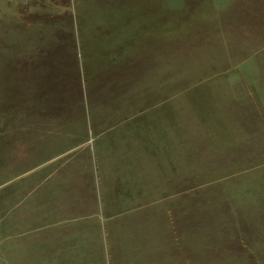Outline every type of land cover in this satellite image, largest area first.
I'll return each instance as SVG.
<instances>
[{
    "label": "rangeland",
    "instance_id": "rangeland-1",
    "mask_svg": "<svg viewBox=\"0 0 264 264\" xmlns=\"http://www.w3.org/2000/svg\"><path fill=\"white\" fill-rule=\"evenodd\" d=\"M156 116H170L167 162L187 200H172V220H136V144ZM37 153L69 173L60 192L76 186L79 226L91 206L107 219L127 206L156 244L131 264H262L264 0H0V202L36 185ZM102 232L95 251L115 264Z\"/></svg>",
    "mask_w": 264,
    "mask_h": 264
},
{
    "label": "crops",
    "instance_id": "crops-1",
    "mask_svg": "<svg viewBox=\"0 0 264 264\" xmlns=\"http://www.w3.org/2000/svg\"><path fill=\"white\" fill-rule=\"evenodd\" d=\"M161 121H164V127L161 124L159 128H155L156 123ZM166 121L169 125L170 116L153 118V121L150 122L153 132L149 134V139H146L148 128L145 127L146 134H142L136 144L141 150L137 162V167L140 165V171L138 170L137 178L133 182L136 193L133 197L134 203H136L134 211L139 212V217L136 220L140 219L143 213H148L150 217L153 214L156 219V209H161L159 214L163 215L162 218L168 216L172 220L170 214H173V211L177 209L172 200L179 198L187 200V197L183 198V193L186 192L182 187L183 182L187 180L182 178L175 180L178 175L176 165L172 167L167 162V159H172V154L171 144L167 143ZM141 130L143 131V129ZM158 137L164 138V142H158ZM169 139L171 140V128H169ZM21 141L23 144V139ZM156 151H161L166 155L163 163L160 161L162 168L156 165L157 159L154 156ZM57 157L53 156L42 162L40 154L37 153V164H35L37 174L31 182L36 185L32 186L31 190H22V185L18 196L8 195L5 196L4 202H0V208L3 207L5 212L4 220L0 219V264H103L102 257L94 247L96 239L103 238V230L106 236L109 234L112 239L111 243L108 240L105 241L106 257L114 256L115 264H131L135 260L127 262L126 259L134 258L136 255L146 256L152 248L156 247L147 234L143 235L141 230H137L134 225L136 220L131 223L129 218L125 219L124 209L127 206L124 204L120 206V213H116L113 207L109 208L111 211L109 219H107L106 210H103L97 218L96 210L94 213V207L91 206L88 208L87 216L78 222L83 223V226H79L76 221H73L74 213L71 212L75 211V207L72 210L70 206H67L70 203H76V186L74 185L72 199L70 194L65 198L61 197L60 180L68 178L69 173L62 175L58 164L56 167L52 166L51 170L50 164L55 165ZM20 158L22 163L25 162L24 146H22ZM165 165L171 168L170 175H173L163 179L161 174H165ZM148 166H151V170L148 171L149 176L145 178L142 175V170L143 168L147 169ZM10 193L16 192L13 190ZM117 198L116 196L115 199ZM158 200L168 201V205L158 208ZM99 218H102L103 227ZM129 227L130 229L126 231ZM125 236L128 238V242L121 243V240L124 242ZM168 241L172 244L171 239ZM123 244L125 245L123 246ZM262 244L261 246H264V241ZM127 247L129 248L125 252L129 251L133 257L126 256L123 259L120 256L117 257V251L119 255ZM177 256L171 259L173 263L182 264L181 261L183 264L187 263L183 254ZM143 258L146 259L141 257V260ZM260 263L263 264L264 260H260Z\"/></svg>",
    "mask_w": 264,
    "mask_h": 264
},
{
    "label": "built area",
    "instance_id": "built-area-1",
    "mask_svg": "<svg viewBox=\"0 0 264 264\" xmlns=\"http://www.w3.org/2000/svg\"><path fill=\"white\" fill-rule=\"evenodd\" d=\"M17 2H24V3H27L28 0H16Z\"/></svg>",
    "mask_w": 264,
    "mask_h": 264
},
{
    "label": "trees",
    "instance_id": "trees-1",
    "mask_svg": "<svg viewBox=\"0 0 264 264\" xmlns=\"http://www.w3.org/2000/svg\"><path fill=\"white\" fill-rule=\"evenodd\" d=\"M169 21H171V20L169 19Z\"/></svg>",
    "mask_w": 264,
    "mask_h": 264
}]
</instances>
